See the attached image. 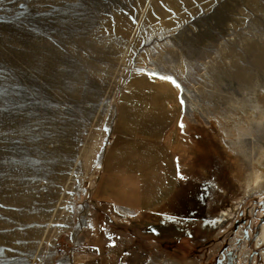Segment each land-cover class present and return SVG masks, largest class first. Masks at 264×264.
Segmentation results:
<instances>
[{
	"label": "rangeland",
	"instance_id": "obj_1",
	"mask_svg": "<svg viewBox=\"0 0 264 264\" xmlns=\"http://www.w3.org/2000/svg\"><path fill=\"white\" fill-rule=\"evenodd\" d=\"M139 75L182 122L176 190L136 215L91 193ZM263 113L264 0H0V264H264Z\"/></svg>",
	"mask_w": 264,
	"mask_h": 264
},
{
	"label": "crops",
	"instance_id": "obj_2",
	"mask_svg": "<svg viewBox=\"0 0 264 264\" xmlns=\"http://www.w3.org/2000/svg\"><path fill=\"white\" fill-rule=\"evenodd\" d=\"M178 93L149 75L131 78L115 104L112 139L92 189L93 202L121 213L152 212L180 179L175 154L182 122ZM157 199L152 203L155 205Z\"/></svg>",
	"mask_w": 264,
	"mask_h": 264
},
{
	"label": "bare ground",
	"instance_id": "obj_3",
	"mask_svg": "<svg viewBox=\"0 0 264 264\" xmlns=\"http://www.w3.org/2000/svg\"><path fill=\"white\" fill-rule=\"evenodd\" d=\"M258 126H264V113L261 120L257 122ZM260 159L256 161L254 168L252 169V176L246 183V192L259 193L264 189V150L260 152ZM264 246V226L261 229L260 239L258 245Z\"/></svg>",
	"mask_w": 264,
	"mask_h": 264
},
{
	"label": "snow or ice",
	"instance_id": "obj_4",
	"mask_svg": "<svg viewBox=\"0 0 264 264\" xmlns=\"http://www.w3.org/2000/svg\"><path fill=\"white\" fill-rule=\"evenodd\" d=\"M153 76H157L159 79H167V80H171L172 78L171 77H166V76H162L158 73H153L152 74ZM173 83H175V81H172ZM177 87H179V85H177ZM181 103L183 104V100L181 101Z\"/></svg>",
	"mask_w": 264,
	"mask_h": 264
}]
</instances>
